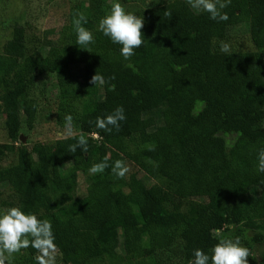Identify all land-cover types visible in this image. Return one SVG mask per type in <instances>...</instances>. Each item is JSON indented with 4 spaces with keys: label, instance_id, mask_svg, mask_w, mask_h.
Here are the masks:
<instances>
[{
    "label": "trees",
    "instance_id": "1",
    "mask_svg": "<svg viewBox=\"0 0 264 264\" xmlns=\"http://www.w3.org/2000/svg\"><path fill=\"white\" fill-rule=\"evenodd\" d=\"M225 11L230 19L217 23L186 0L146 8L144 44L128 61L119 45L100 39L98 7L81 11L96 37L90 50L76 44L71 21L59 44H43L47 55L28 54L25 29L14 26L0 52V119L7 115L10 141L0 155L15 152L16 163L0 166V185L17 206L53 222L63 264H189L193 249L207 251L233 229L255 231L252 242L264 243V174L256 171L264 148V0H232ZM244 23L254 50L222 52L229 30ZM97 72L105 86L91 83ZM45 75L56 77L57 115L71 113L76 134L29 145L21 131L34 128L45 105L33 94ZM118 106L127 116L120 129H97L96 117ZM81 133L88 151L72 154ZM67 157L71 167L61 171ZM105 157L125 160L127 178L115 179L110 167L89 174ZM141 172L152 184L137 186L145 184ZM78 174L92 187L84 197L70 182Z\"/></svg>",
    "mask_w": 264,
    "mask_h": 264
},
{
    "label": "clouds",
    "instance_id": "2",
    "mask_svg": "<svg viewBox=\"0 0 264 264\" xmlns=\"http://www.w3.org/2000/svg\"><path fill=\"white\" fill-rule=\"evenodd\" d=\"M186 2L196 14L206 13L210 20L217 23L230 19L225 9L232 4V0H186ZM166 15L170 17L172 12L167 10ZM87 23L84 13L77 11L72 20V30L76 36V44L90 50L96 37L91 29L85 27ZM144 24L143 16L128 11L122 0H113L108 13L99 19L97 31L112 44L119 45V54L128 61L144 44L145 39L141 31ZM220 50L229 53L230 45L224 43ZM91 83L94 86H105L108 81L103 74L97 72ZM111 87L114 89L115 85ZM126 120L125 108L118 106L112 113L96 117L95 127L111 133L114 128L119 130L121 123ZM74 133V117L68 113L64 116V130L59 135L73 136ZM92 135L99 136V133ZM88 145L87 136L81 133L77 142L71 145L69 152L75 154L79 148L87 153ZM109 167L112 176L117 180L127 178L130 172L125 160L117 159L110 163L108 157L93 163L88 172L91 175L103 174ZM256 171L264 174V148L257 152ZM56 240L53 222L48 218H40L35 211H25L22 206H10L0 213V264H10V258L25 255V250L29 248L36 250L35 264H60ZM250 255V248L242 244L238 236L224 237L207 251L203 248L193 249L189 264H249Z\"/></svg>",
    "mask_w": 264,
    "mask_h": 264
},
{
    "label": "rangeland",
    "instance_id": "3",
    "mask_svg": "<svg viewBox=\"0 0 264 264\" xmlns=\"http://www.w3.org/2000/svg\"><path fill=\"white\" fill-rule=\"evenodd\" d=\"M171 1L173 0H122V3L128 11L141 15L146 8L162 6ZM112 3L113 0H0V52H2L4 44L11 38L14 26L18 24L25 29L27 53L32 54L39 51L47 55L48 50L42 47L43 44L46 41L59 44L77 11L81 12L85 9H96L98 7V9H101L102 14L106 15ZM98 34L101 40L110 41L102 33L98 32ZM228 35V42H223V44L230 45V50H254L248 24L244 23L232 27ZM80 71V68L77 69V72ZM59 92L60 88L54 75H45L37 80L33 94L42 98L45 105L41 108L33 129H28L23 124L21 131L24 139L21 140L23 143L29 145L38 142L51 144L58 139L70 137L59 135L64 130V117L57 115L58 109L56 106L58 105H55ZM160 113L161 110L154 114L158 121ZM6 118L7 115H4L0 119V145L10 143L5 126ZM21 120H25L24 115H22ZM226 139L232 144L235 141V136L231 135ZM14 153L7 152V154L0 155V166L5 168L14 165L16 163ZM60 164L61 171L68 170L71 167V158L61 159ZM139 177L144 180L145 184L139 181L137 183L138 187L152 184L144 173L141 172ZM70 182L77 184L76 195L78 197H84L92 192V187L80 174L72 176ZM10 206H17L13 191L7 184H2L0 185V213ZM249 208L252 209L251 203ZM220 233L216 232L218 235L222 234ZM255 233L252 230H244L238 237L241 239L242 244L251 250V255L248 258L249 264H264V243L256 244L252 242ZM227 235L237 237L236 230L227 231ZM58 259L60 264H63L60 253ZM10 264H35V260L31 256L28 258L26 254L16 255L10 258Z\"/></svg>",
    "mask_w": 264,
    "mask_h": 264
},
{
    "label": "water",
    "instance_id": "4",
    "mask_svg": "<svg viewBox=\"0 0 264 264\" xmlns=\"http://www.w3.org/2000/svg\"><path fill=\"white\" fill-rule=\"evenodd\" d=\"M21 140H24L23 137H22V135H21Z\"/></svg>",
    "mask_w": 264,
    "mask_h": 264
}]
</instances>
